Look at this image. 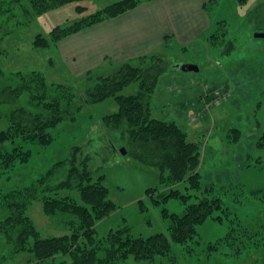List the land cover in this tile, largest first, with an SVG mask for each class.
<instances>
[{
	"label": "rangeland",
	"instance_id": "1",
	"mask_svg": "<svg viewBox=\"0 0 264 264\" xmlns=\"http://www.w3.org/2000/svg\"><path fill=\"white\" fill-rule=\"evenodd\" d=\"M37 1L0 0V83L16 88L32 83L37 87L34 91L24 88L13 102L0 103V132L10 128V115L15 110H45L53 97L37 92L43 89V81L44 88L57 92L60 98L64 97L59 86L64 85L85 96L97 84L95 74H106L124 63L101 57L95 66L87 67L81 58L65 55L61 41L48 48L35 46L38 34L47 36L68 20L82 25L93 13L118 0H79L41 14L35 9L25 14L23 9L35 8ZM206 6L212 26L205 36L156 52L169 60V68L152 99L154 117L176 122L188 140L200 146L204 194L188 181L174 186L161 182L159 168L133 154L126 126L113 128L105 122L107 114L118 110L115 98L98 102L89 98L78 103L82 110L76 119L68 117L48 129L53 137L49 143L25 141L19 133L14 140L0 143L2 152L18 144L30 152L27 162H17L13 168L5 169L0 158L2 191L44 189L47 183L52 187L38 191L25 210L40 236L71 234L81 226L74 213L45 210L48 199L84 203L77 187H57L64 180L62 168L68 166L64 161L80 148L77 156L89 157L92 182L107 186L108 200L116 204V209L97 224L99 243H107L111 231L124 230L135 237L168 233L171 220L162 215L163 209L183 214L188 204L200 201L199 196L222 199V208L198 226V234L188 243H172L167 254L153 259L130 255L120 264L264 262V146H259L264 135V37L256 36L264 33V0H209ZM139 58L128 61L139 63ZM145 60L149 58L141 59ZM183 64H196L199 71L185 72ZM138 88V82L131 83L121 92L131 94ZM172 186L191 196L186 200L163 198ZM1 205L0 264H42L30 263L27 251L16 252L10 247L5 226H1ZM216 216L223 218L214 219ZM252 233L256 236L249 239ZM33 243L34 238H29L27 247ZM211 244H217L218 249Z\"/></svg>",
	"mask_w": 264,
	"mask_h": 264
},
{
	"label": "trees",
	"instance_id": "2",
	"mask_svg": "<svg viewBox=\"0 0 264 264\" xmlns=\"http://www.w3.org/2000/svg\"><path fill=\"white\" fill-rule=\"evenodd\" d=\"M75 1L79 0H39L35 8H25L23 11L28 14L35 9L36 14H41ZM145 1L152 0L115 1L93 13L91 20L82 25H79L80 22L73 23L68 20L64 25L53 28L47 36L38 34L35 46L48 48L51 44L60 42L83 29L135 9ZM145 58L149 60L141 61ZM139 61V63L127 61L112 67V70L106 74H95L94 79L97 84L85 96L80 91L77 93L76 88L64 85V88L59 86L64 97L60 98L57 92L44 88L45 81H43V89L37 92L53 97L47 103L45 110L38 113L24 108L13 111L10 115L12 122L10 128L0 132V143L14 140L16 134L19 133L25 141L47 144L51 138L53 139L48 129L68 117L76 119V115L82 110L78 105L80 101L83 103L90 98L98 102L113 97L119 107L117 111L105 116V122L113 128L126 126V140L133 149V154L146 164L159 168L161 182L174 186L188 181L192 188L204 194V190H201L199 171L200 146L189 141L185 130L176 122L153 116L152 99L163 73L169 68V60L151 54L142 56ZM136 82L139 83V88L135 93L123 94L121 92L128 85ZM24 88L33 89V91L37 89L32 83L17 88L2 86L0 83V103L15 101ZM262 139L259 146H264V135ZM79 151L81 149L76 148L72 158L64 161L68 163V166L62 168L64 180L58 183L57 187L61 185L77 187L81 190L84 203L78 204L60 199L45 201L46 211L71 212L80 218L81 226L71 234L42 237L32 220L25 214L30 200L38 191L52 189L48 183L44 189L31 188L28 191L20 188L9 191L0 189L3 215L1 226H5L7 242L16 252L27 251L30 255V263L120 264L121 260L127 259L130 255L137 259H153L156 256L167 254L172 248V243H188L198 234V226L205 222L215 209L222 208L220 197L208 198L205 195L203 197L198 195L201 198L200 201L188 204L183 214L171 213L163 209L162 215L171 220L168 233L160 232L150 236L135 237L125 234L124 230L111 231L105 241L107 243H99L96 237L97 224L116 209V204L108 200L107 186L92 182V172L88 164L89 157H78ZM0 158L4 162V168L8 169L13 168L17 162H27L30 152L18 144L14 145L11 150L0 151ZM45 182L46 180L42 182V185ZM173 186L163 198L180 197L186 200L187 196H191L182 194ZM222 218V216L214 217V219ZM244 230V232H250ZM255 236V233H252L249 239ZM31 237L34 238V243L28 248L27 242ZM258 241L260 240H257V244H259ZM210 247L218 249L217 244H211Z\"/></svg>",
	"mask_w": 264,
	"mask_h": 264
},
{
	"label": "crops",
	"instance_id": "3",
	"mask_svg": "<svg viewBox=\"0 0 264 264\" xmlns=\"http://www.w3.org/2000/svg\"><path fill=\"white\" fill-rule=\"evenodd\" d=\"M208 1H145L63 39L62 52L92 67L101 57L125 62L162 52L160 49H174L176 44H190L211 29Z\"/></svg>",
	"mask_w": 264,
	"mask_h": 264
},
{
	"label": "water",
	"instance_id": "4",
	"mask_svg": "<svg viewBox=\"0 0 264 264\" xmlns=\"http://www.w3.org/2000/svg\"><path fill=\"white\" fill-rule=\"evenodd\" d=\"M256 36L258 37H264V33H257ZM182 70L185 71V72H188V71H199V66L196 65V64H183L181 66Z\"/></svg>",
	"mask_w": 264,
	"mask_h": 264
}]
</instances>
